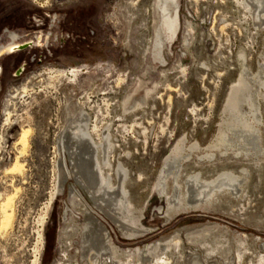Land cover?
Returning a JSON list of instances; mask_svg holds the SVG:
<instances>
[{"label": "rangeland", "instance_id": "obj_1", "mask_svg": "<svg viewBox=\"0 0 264 264\" xmlns=\"http://www.w3.org/2000/svg\"><path fill=\"white\" fill-rule=\"evenodd\" d=\"M129 1L65 0L56 4L55 0H0V37L5 28L18 33L21 42L36 33L50 35L48 46L26 45L0 60V198L10 190L12 181L21 187L14 200L12 227L0 233V264H33L36 259L38 264H73L74 260L81 264L79 244L85 217L77 200L93 209L108 229L111 242L121 250L131 252L169 242L178 232L182 257L176 250L172 262L189 264L194 254L204 256L205 252L192 247L187 235L195 238L206 230L211 232L205 242L226 250L224 256L210 255L216 256L218 264H226L224 258L237 264L235 237L239 234L248 236L244 246L250 250L243 254L241 264H264L258 262L264 256L260 248L264 243V181L257 179L254 168L248 189L250 203L244 197L241 210L221 203L216 210L181 211L178 202L173 213L167 198L156 189L159 170L179 140L205 148L229 125L223 119L226 107L237 110L240 99L232 91L241 71L240 52L246 56L242 62L247 77L257 74L264 80V28L254 26L257 23L239 0H178L177 39L163 48V64L153 59L150 49L156 0H132L133 8ZM111 13H116L114 23L108 18ZM54 14L51 27L49 17ZM1 39L6 41L5 36ZM18 66L23 70L16 75ZM72 67L81 68L75 83L58 84L53 71ZM256 87L264 92V86ZM256 100L260 102L256 115L264 122V101ZM67 106L76 117L82 108L87 116L84 127L92 130L95 140L105 132L111 135L112 163L116 167L118 160L122 162L131 179L127 219L139 223L145 234L125 237L111 214L109 217L107 210L96 207L97 197L93 206L82 190L80 197L75 193L77 199L71 196L70 188L75 187L72 176L64 191L57 192V137L66 125ZM261 128L264 136V123ZM26 129H30L26 172L22 178H7L4 167L14 161L18 140ZM197 157L193 155V160ZM230 157L214 162L217 167L207 165L204 171L214 177L222 165L232 166L230 162L236 161ZM247 163L240 159L235 167L241 169ZM225 200L237 204L231 197ZM49 203L51 208L46 211ZM210 223L229 231L211 230ZM190 249L193 255L188 253Z\"/></svg>", "mask_w": 264, "mask_h": 264}, {"label": "bare ground", "instance_id": "obj_2", "mask_svg": "<svg viewBox=\"0 0 264 264\" xmlns=\"http://www.w3.org/2000/svg\"><path fill=\"white\" fill-rule=\"evenodd\" d=\"M178 2V0H156L155 2L156 27L152 46L150 47L155 61L163 62L162 50L165 47L168 48L170 43L173 44L172 41L177 37L179 25ZM131 3L132 5L130 6L133 8L132 0ZM239 5L248 12L253 22L257 23L254 26L258 30H261V27L264 28V0H239ZM191 29L189 25V33ZM33 46H37V44L29 43V47ZM16 49L17 45H10L4 48L1 53L10 54ZM245 57L244 52H240L238 55L241 71L236 85L232 87V91H237L240 94V99L236 105L237 110L229 109L228 105L226 107L223 118L229 123L226 129L221 130L215 140L210 142L205 148H201L196 142L188 144L184 138L179 140L173 148L171 156L165 159L161 170H159L156 189L160 196L167 198L170 212H175L178 208V202L181 203V211H194L207 207L212 210L220 208L221 203L227 204L230 209L236 206L238 210H241L244 209L241 208V206H244L242 204L244 197H247L248 204L250 203L248 189L251 184L250 178L253 168L257 173V179H263L264 181V175H261L264 164V136L261 126L264 122L256 115L257 106L260 104L256 98L260 97L264 101V92L260 91L256 86H264V80L259 78L257 74L247 77L248 74L244 70L246 65L242 62ZM53 72V78L58 84H64L62 81L75 83L81 74V69L70 68ZM243 104L247 111L242 107ZM65 111L67 113L66 125L61 129L57 137L59 159L54 163V169L58 173L56 180L57 192L64 191L67 179L72 176L75 187L70 188L71 196L76 198L77 194L80 197L81 193L79 190H82L93 206L94 197H97L98 203L96 207L101 211L107 210L106 215L111 214L110 216L117 228L120 229L119 231L124 232L123 235L125 237L132 239L140 234H145L147 231L141 230L139 223L131 222L127 219L129 215L126 213V207L130 200L127 184L131 182V179L127 168L122 162L118 160L116 167L112 163L111 156L114 150L111 135L109 132H105L101 135L99 134L100 138L98 141L95 140L93 133H91L92 130L91 132L87 131L84 127L87 123L85 121L87 116L83 113L82 108L78 110L80 111L78 117H76L77 114H70L69 106L65 108ZM29 134L30 129L22 130L18 140L20 148L18 152L16 151L17 155L15 154L16 157L11 164L4 167V175L7 178L16 179L24 176L26 172V160L24 158L28 152ZM195 154L198 157L193 160V155ZM229 156H232L229 158L230 160L235 159L236 161L230 162L232 166L222 165L221 163V170L214 177H209V173L204 171L207 169V165ZM190 157L192 158L190 159ZM240 159L248 161L247 167H241V169L235 167V164L240 162ZM189 160L197 165L195 167L197 170L192 167L194 166L192 163H188ZM184 165H186L185 169ZM255 187L258 186L255 185L253 188L255 189ZM20 188L12 181L10 190L5 191L0 198V233L8 232L10 227H12L14 200L20 192ZM226 197L235 199L237 204L233 203V205L232 202L225 200ZM76 202H78L76 205L80 207L85 217L83 231L80 233V229H76L81 237L78 256L81 264H148L147 260H152L149 264H173L172 257L175 256L174 252L176 250H179V255L182 257L181 240L178 232L173 240L169 242H159L152 246H146L143 250L140 248L131 252L121 250L111 242L108 229L103 226L102 222L103 225L99 222L100 217L94 213L93 209L86 202H84L85 205L78 200ZM49 207L50 203L46 211H48ZM168 212L166 217L170 219L171 215ZM44 216L46 215H43V218ZM42 220H40L41 226L45 225L43 224L44 220ZM126 227H129V229ZM209 227L211 230L229 231L227 227H221L217 223H210ZM127 230L131 233L125 232ZM210 232L205 230L202 233L203 235H198L195 237L196 239L194 236L187 235L188 243L190 242L192 247L196 245L205 252L204 256H199L190 249L188 253L194 255L189 264H218L214 260L216 256L211 257L210 255H225L226 250L224 247L217 244L209 245L205 242V238ZM247 238L248 236L245 234H239L235 237L237 264H241L243 254L250 251L244 246V239L247 241ZM260 248L264 249V243L260 245ZM248 254L250 256L253 253ZM258 258L259 263H264L263 255ZM224 260L226 264H232V260L227 258H224ZM33 264H38V259L34 260ZM73 264H78V261L74 260ZM175 264L179 263L176 262Z\"/></svg>", "mask_w": 264, "mask_h": 264}, {"label": "flooded vegetation", "instance_id": "obj_3", "mask_svg": "<svg viewBox=\"0 0 264 264\" xmlns=\"http://www.w3.org/2000/svg\"><path fill=\"white\" fill-rule=\"evenodd\" d=\"M63 1H65V0H55V3L56 4H61ZM137 1V0H136ZM130 2V1H129ZM131 3V2H130ZM121 7H122V5L119 7V9H118V13H117V16L119 17V20H121L120 19V14H119V10L121 9ZM12 13V12H11ZM115 16H116V13L114 14V13H111L109 16H108V18L111 20V22L112 23H114L113 22V20H114V18H115ZM50 18V21H51V27H52V25H53V23L55 22V20H56V14H54V16H52V17H49ZM40 24V23H39ZM38 24V25H39ZM114 25V24H113ZM50 28V27H49ZM3 30V29H2ZM2 33V35H1V37H0V60L2 59V58H4V57H8V56H10V55H12V53H10V54H7V53H5V54H2L1 52H3V49L4 48H6L7 46H10V45H18L19 43H21V36L18 34V33H16V32H13V31H9V29L8 28H5L3 31H1ZM2 36H5V38H6V41L5 42H2L1 40V38H2ZM50 37V35H43V34H41V33H36V34H34L32 37H30V39L29 40H27V41H29V43H31V44H37V46H33V47H39V46H41V47H43L44 45H46V46H48L47 44H48V38L47 37ZM26 40H24V41H26ZM33 47H29V48H33ZM72 68H80V67H72ZM71 68V69H72ZM81 69V68H80ZM3 73V69H2V67H1V65H0V74H2ZM61 155H62V153H61ZM65 155V154H64ZM99 221V220H98ZM100 222V221H99ZM101 223V222H100ZM102 224V223H101ZM103 225V224H102ZM104 226V225H103ZM105 228V227H104ZM106 229V228H105ZM107 230V229H106ZM108 231V230H107ZM109 233V232H108Z\"/></svg>", "mask_w": 264, "mask_h": 264}, {"label": "water", "instance_id": "obj_4", "mask_svg": "<svg viewBox=\"0 0 264 264\" xmlns=\"http://www.w3.org/2000/svg\"><path fill=\"white\" fill-rule=\"evenodd\" d=\"M29 46V41H24V42H21V43H19V45H17V49L18 48H21V47H24V46ZM23 70V67L22 66H18V67H16V69H15V74L17 75V74H19L21 71Z\"/></svg>", "mask_w": 264, "mask_h": 264}]
</instances>
